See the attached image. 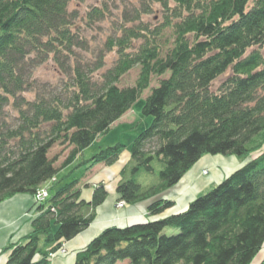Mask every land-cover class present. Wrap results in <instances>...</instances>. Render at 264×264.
<instances>
[{
  "label": "trees",
  "instance_id": "1",
  "mask_svg": "<svg viewBox=\"0 0 264 264\" xmlns=\"http://www.w3.org/2000/svg\"><path fill=\"white\" fill-rule=\"evenodd\" d=\"M72 1L0 0V204L47 191L42 203L34 201L30 233L2 249L5 264H52L91 225L107 198L105 185L93 186L85 201L80 181L58 187L55 177L108 133L154 77L142 107L152 121L119 173L118 204L153 200L147 212L157 217L173 207L162 196L202 157L248 159L261 152L181 213L105 229L74 264H250L264 246V0H137L140 8L124 15L120 35L87 61L90 44L69 11ZM155 9L162 22L150 30L141 19ZM105 14L94 8L87 17L91 24ZM165 30L172 42L164 52ZM111 52L115 59L105 69ZM47 62L63 78L37 90L34 72ZM136 67L135 84L118 87ZM55 145L69 150L58 167V156L48 158ZM123 148L100 149L71 173L112 166ZM155 162L157 182H136L140 171L154 173Z\"/></svg>",
  "mask_w": 264,
  "mask_h": 264
},
{
  "label": "crops",
  "instance_id": "2",
  "mask_svg": "<svg viewBox=\"0 0 264 264\" xmlns=\"http://www.w3.org/2000/svg\"><path fill=\"white\" fill-rule=\"evenodd\" d=\"M89 158H84L83 153L72 165L61 171L64 172L67 169H71L70 172L64 173L60 181L59 178L55 177L54 183H57L59 187L70 181L71 171L82 160ZM129 160L130 158L126 159L123 164L119 163V160L112 166L99 164L88 171H86L85 167L80 168L84 172L80 180L82 199L90 201L93 186L99 183L105 185L108 195L104 203L96 209V216L91 225L84 232L64 244L67 255L65 257L57 256L52 261V264H74L76 253L93 239L92 236L96 235L97 230L102 231L113 226L123 228L185 211L189 203L197 198L200 192L205 190V186L213 184L214 180L219 184L223 179L231 175L236 168L242 167L246 163L245 161L241 163L243 159H236L235 157H202L177 186L162 196L164 199L173 202V207L157 217H149L147 207L153 200L133 206L126 205L119 209L115 207L118 203V196L115 190L119 181V173ZM218 165H221L219 167L221 170L215 169ZM203 170L208 171L204 178L200 176ZM175 191H177V195H174ZM36 208L34 200L29 195H17L0 204V264H5L7 259L5 254H1L2 249L10 242H17L30 233L31 221L37 215ZM92 224L94 225L92 226ZM119 264H127V262ZM250 264H264V246Z\"/></svg>",
  "mask_w": 264,
  "mask_h": 264
},
{
  "label": "rangeland",
  "instance_id": "3",
  "mask_svg": "<svg viewBox=\"0 0 264 264\" xmlns=\"http://www.w3.org/2000/svg\"><path fill=\"white\" fill-rule=\"evenodd\" d=\"M133 7L140 8L137 0H74L72 1V3L69 5V11L75 13V17L77 18L76 23L80 26L81 33L84 36L85 40L90 44L89 49L91 53L84 55L83 56L84 60L87 61L91 58H94L96 53L99 51L104 52L107 40L109 38H114L115 36L120 35L118 30L119 24L122 25L123 22L122 19H124V15L128 16V14L132 12ZM94 8L104 11L106 14L104 19L90 24L91 21L87 17L88 16L87 14L91 12ZM161 22H162L161 12L158 11L157 9H155L151 15H148L141 19V23L145 24L148 28H150V30H154V28L156 26H159ZM171 42H172L171 33L169 32V30H165L163 33V39L161 44L164 52L165 50L171 47ZM105 58H106L105 69H107L112 65V62L115 59V54L113 52L108 53ZM138 73H139L138 67L129 71L125 76H123L120 79L118 83V87L123 88V87L133 86L138 77ZM228 74L229 72H227V74L224 75L223 77L219 78L213 84V88L216 89V87L226 78ZM165 77L166 76H164V78ZM34 78L37 82L36 89L40 90V88H42L41 86L47 88L58 86L60 83L59 80L62 79L63 76L59 72V70H57V68L52 65L51 62H47L37 68V70L34 72ZM157 80L158 79L155 77L151 79L149 88L142 92L138 100L132 105L131 109L111 126L107 134L103 135L101 138H98L92 144V146H90L88 149L84 151V158H89L91 155L97 153L100 149L112 147L119 143L124 146L123 150L120 152L118 156V161L120 160L119 163L123 164L125 163L126 159L130 158V149L133 140L137 137V135H139L140 132L145 130L151 124L152 119L150 117H145L142 115V107L144 105L146 98L149 96L151 89L156 87ZM33 92L26 93L25 94L26 99L32 100L34 98ZM7 113L9 115L12 114V116H14V114L9 109L7 110ZM68 151L69 150H66V148H64L61 145H55L49 151L48 158L51 159L54 156H58V160L54 165L55 167H58L61 164V162H63V160L65 159ZM259 152L252 154V156L248 159H243L241 163H243L244 161L247 162L252 157L259 154ZM219 167H221V165H218V167H215V169L221 170V168ZM153 168H154L153 174H146L143 171H140V173L135 176V181L144 187H149L155 184L157 182V175L159 170L161 169V166H159V164L155 162ZM239 168H236L233 172H235ZM70 170L71 169H67L64 172H60L59 174L56 175V178H59L60 181L62 175L66 172H70ZM207 172H208L207 170L201 171L200 176L204 178V176L207 175ZM83 175L84 172L80 170V168L78 170H74L71 173L70 181L72 180L80 181ZM99 184H103V183H99ZM216 185H218V182L214 180L213 184H209L205 186L204 188L205 190H203V192H200V194H198L197 197L209 192ZM45 186L50 188L51 183L46 182ZM177 194H178L177 191H175L174 195ZM115 207H117L118 209L121 208L118 205H116ZM93 225L94 224H92V226ZM104 230L102 231L97 230L95 233L96 235L92 236V238L95 239ZM165 233L167 235H173L176 234V230L167 229L165 230ZM93 239H91L89 243ZM86 246H84L83 248H85ZM62 250L63 251L57 252L52 256V261L57 256L65 257L67 255V251L66 248H64V246Z\"/></svg>",
  "mask_w": 264,
  "mask_h": 264
},
{
  "label": "built area",
  "instance_id": "4",
  "mask_svg": "<svg viewBox=\"0 0 264 264\" xmlns=\"http://www.w3.org/2000/svg\"><path fill=\"white\" fill-rule=\"evenodd\" d=\"M47 198V191L46 189H40L34 195V201L36 203H42ZM119 207H122V204H118ZM63 251L62 249L59 251ZM52 258V257H51Z\"/></svg>",
  "mask_w": 264,
  "mask_h": 264
}]
</instances>
